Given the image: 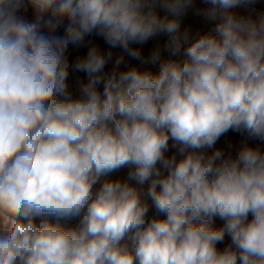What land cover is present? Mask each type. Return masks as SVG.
I'll return each instance as SVG.
<instances>
[{
  "label": "clouds",
  "instance_id": "1",
  "mask_svg": "<svg viewBox=\"0 0 264 264\" xmlns=\"http://www.w3.org/2000/svg\"><path fill=\"white\" fill-rule=\"evenodd\" d=\"M260 5L0 0V264H264Z\"/></svg>",
  "mask_w": 264,
  "mask_h": 264
},
{
  "label": "crops",
  "instance_id": "2",
  "mask_svg": "<svg viewBox=\"0 0 264 264\" xmlns=\"http://www.w3.org/2000/svg\"><path fill=\"white\" fill-rule=\"evenodd\" d=\"M260 7H264V5H260ZM186 22L196 26H199L201 24L199 18L192 14H189V16L186 19ZM244 142H247L252 146L259 145L261 149L264 150V144H260V142L256 140H249L246 136V133L235 132V131H229L224 136H222L220 140L217 142V147L222 148L226 153L231 152L233 155H235L236 151H238L239 147ZM128 171H129L128 168L120 169L119 171L112 173L109 178L126 180ZM137 187H139V185H137ZM143 187L146 189L147 184H145ZM72 223L74 224L75 221H73Z\"/></svg>",
  "mask_w": 264,
  "mask_h": 264
},
{
  "label": "trees",
  "instance_id": "3",
  "mask_svg": "<svg viewBox=\"0 0 264 264\" xmlns=\"http://www.w3.org/2000/svg\"><path fill=\"white\" fill-rule=\"evenodd\" d=\"M216 223L218 224L219 223V220H217Z\"/></svg>",
  "mask_w": 264,
  "mask_h": 264
},
{
  "label": "built area",
  "instance_id": "4",
  "mask_svg": "<svg viewBox=\"0 0 264 264\" xmlns=\"http://www.w3.org/2000/svg\"><path fill=\"white\" fill-rule=\"evenodd\" d=\"M220 223H222L221 221H219V223L218 224H220Z\"/></svg>",
  "mask_w": 264,
  "mask_h": 264
}]
</instances>
